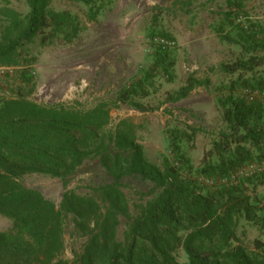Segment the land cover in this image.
<instances>
[{"label":"trees","instance_id":"1","mask_svg":"<svg viewBox=\"0 0 264 264\" xmlns=\"http://www.w3.org/2000/svg\"><path fill=\"white\" fill-rule=\"evenodd\" d=\"M66 1L85 4L93 19L112 3ZM52 2L26 0V15L12 10L5 14L9 25L0 39V69L22 66L37 41L46 46L77 33L75 17L52 10ZM228 2L243 7L242 0ZM255 47L251 55L219 68L223 75L235 77L225 101L227 129L205 155L199 176L229 179L247 166L264 162V102L235 95L240 86L264 91V42ZM20 78L24 82L0 105V215L13 223L11 230L0 233V264H180L176 258L180 250L188 257L184 264H264V243L257 240L250 249L237 235L241 221L264 228L254 197L257 187L264 186V171L254 179H240L235 186L213 187L191 174L184 153L175 165L165 160L161 169L146 157L137 143L136 127L129 121H122L115 133H106L111 121L107 103L87 111L41 106L29 99L34 86L28 74L23 71ZM10 79H0L1 91L12 87ZM202 86H208V81L191 76L165 102L179 103ZM137 92L121 91L113 106L125 105L141 113L161 109L137 101ZM173 135L174 143L193 144L196 130L186 127ZM91 159H97L112 179L93 190V195L67 191L56 205L23 183L25 176L41 174L66 186ZM127 178L154 185L153 198L137 208L132 220L122 190ZM69 217L75 230L87 238L73 262L63 259ZM122 218L131 221L120 240Z\"/></svg>","mask_w":264,"mask_h":264},{"label":"rangeland","instance_id":"2","mask_svg":"<svg viewBox=\"0 0 264 264\" xmlns=\"http://www.w3.org/2000/svg\"><path fill=\"white\" fill-rule=\"evenodd\" d=\"M242 1L240 8L237 2L228 0H112L93 19L90 8L81 2L53 0L52 10L75 17L79 24L77 33L46 46L37 41L30 46L31 57L22 66L1 68L0 79L10 76L12 87L0 90V105L13 95L25 71L34 86L29 97L34 103L80 111L107 103L111 116L107 134L115 133L122 121H129L136 127L137 143L151 163L162 169L165 160L175 165L184 153L191 174L204 182L208 176H199L201 164L227 129L223 119L225 101L235 78L223 75L219 68L239 56L251 55L255 43L264 42V0ZM10 10L20 16L29 12L26 0H0V39L9 25L5 14ZM159 40L172 41L175 46L165 49L157 43ZM191 76L207 80L208 86L195 89L179 103H166V97L183 87ZM127 89L138 91L134 93L137 101L161 109L141 113L125 105L113 106L121 91ZM246 90L253 89L240 86L235 95L243 97ZM186 127L196 130L193 144L184 140L174 143L173 134ZM207 179L214 182L213 187L223 186L221 179ZM111 182L97 159L86 161L66 186L59 179L41 174L23 178L27 188L38 190L56 205L67 191L93 195V190ZM122 190L129 201L132 220L137 208L153 198L154 185L127 178ZM254 197L257 217H263L264 186L257 187ZM131 220L121 219L120 240ZM12 227V221L0 215V233ZM237 235L250 249L257 240L264 243L261 224L241 221ZM86 243L87 238L75 230L72 217L67 218L63 259L75 261ZM176 258L180 264L188 261L183 250Z\"/></svg>","mask_w":264,"mask_h":264},{"label":"built area","instance_id":"3","mask_svg":"<svg viewBox=\"0 0 264 264\" xmlns=\"http://www.w3.org/2000/svg\"><path fill=\"white\" fill-rule=\"evenodd\" d=\"M157 43L165 49H172L175 46L174 42L167 41V40H159V41H157ZM243 95L250 102H255V101L264 102V91L246 90L243 93ZM260 171H264V162L257 164V165L247 166V167L243 168L242 170H240L237 174L233 175L231 178L222 179L220 181V183H221V185L234 183L236 181H239L242 178L254 176L257 172H260ZM204 184L208 185V186H213L214 182L211 180H205ZM262 206L264 207V200L262 201Z\"/></svg>","mask_w":264,"mask_h":264}]
</instances>
